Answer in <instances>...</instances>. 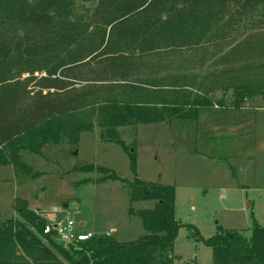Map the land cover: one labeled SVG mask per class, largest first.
I'll return each mask as SVG.
<instances>
[{"label": "rangeland", "instance_id": "obj_1", "mask_svg": "<svg viewBox=\"0 0 264 264\" xmlns=\"http://www.w3.org/2000/svg\"><path fill=\"white\" fill-rule=\"evenodd\" d=\"M34 1L1 0L0 34L9 45L35 30L14 19L15 13L32 14ZM120 4L125 1L75 0L67 27L95 30L89 22L97 20L107 35L109 22L123 14ZM221 17L219 32L201 40L188 30H175L169 40L126 48L123 55L131 66L122 78L101 73L97 56L83 63L91 72L74 70L81 63L76 59L70 70L56 71L77 90L93 88L102 96L108 91L125 106L157 110L162 119L120 126L122 144L101 140L91 112L62 120L93 126L78 134L74 146L65 138L44 145L39 154L20 151L29 175L0 166V222L17 218V202L24 201L50 225L70 218L75 226L82 223L77 228L82 232L100 236L111 231L118 242L135 241L146 233L129 209H151L154 202H130L119 181L95 182L114 173L127 182L136 178L173 187V214L181 225L173 241V264H211V250L193 239L189 226L205 240L217 227L245 238L254 222L264 227V8ZM107 51L119 49L112 44ZM236 92L240 99L234 102ZM85 165L94 169L81 170Z\"/></svg>", "mask_w": 264, "mask_h": 264}, {"label": "trees", "instance_id": "obj_2", "mask_svg": "<svg viewBox=\"0 0 264 264\" xmlns=\"http://www.w3.org/2000/svg\"><path fill=\"white\" fill-rule=\"evenodd\" d=\"M74 1L35 0L32 14L14 15L19 23L33 26L32 35L12 46L0 34V166L11 165L16 175H29L30 170L20 161V151L39 154L44 145L58 144L65 138L74 146L78 134L93 126L89 121L75 124L64 123V119L71 121L78 114L91 112L101 140L117 144H122L117 132L120 126L162 119L157 110L125 106L108 91L102 96L93 88L77 90L56 71L69 69L76 59L81 63L73 66L74 70L91 72L83 63L97 56L101 73H117L122 78L131 66L125 62L123 50L130 46L139 50L143 45L169 40L175 30H188L201 40L219 32L223 14L228 18L264 8V0H124L125 4H120L123 14L109 22L111 28L106 35L97 20L89 22L95 30L88 31L87 26L84 30L68 29L67 17ZM112 44L119 49L115 54L107 51ZM42 73L44 76H40ZM239 93L236 92L234 102L240 99ZM125 96L123 93L121 98ZM80 169L92 170L94 166ZM130 169L135 175L133 158ZM104 180L124 184L130 202H154L151 209H129V213L140 217L144 236L118 242L100 235L63 246L50 235L42 234L47 224L42 215L18 201V217L0 222V264H173V241L181 227L173 214V187L136 178L127 182L114 173L95 182ZM188 229L195 241L211 250V264H264V227L255 222L248 238L238 231L217 227L216 234L205 240L194 227Z\"/></svg>", "mask_w": 264, "mask_h": 264}, {"label": "built area", "instance_id": "obj_3", "mask_svg": "<svg viewBox=\"0 0 264 264\" xmlns=\"http://www.w3.org/2000/svg\"><path fill=\"white\" fill-rule=\"evenodd\" d=\"M77 228L69 218L64 224L60 225H50L47 223L42 230V234L50 235L63 246L75 245L97 236L91 232H82ZM110 232H106L104 236H110Z\"/></svg>", "mask_w": 264, "mask_h": 264}, {"label": "crops", "instance_id": "obj_4", "mask_svg": "<svg viewBox=\"0 0 264 264\" xmlns=\"http://www.w3.org/2000/svg\"><path fill=\"white\" fill-rule=\"evenodd\" d=\"M117 48H118V46H117ZM85 71H86V70H85ZM80 226H82V223L78 224V226H77V227L79 228Z\"/></svg>", "mask_w": 264, "mask_h": 264}, {"label": "bare ground", "instance_id": "obj_5", "mask_svg": "<svg viewBox=\"0 0 264 264\" xmlns=\"http://www.w3.org/2000/svg\"><path fill=\"white\" fill-rule=\"evenodd\" d=\"M76 245V244H75Z\"/></svg>", "mask_w": 264, "mask_h": 264}]
</instances>
